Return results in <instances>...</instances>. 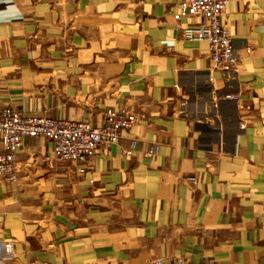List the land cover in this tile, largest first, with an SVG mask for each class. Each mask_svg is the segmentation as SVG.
<instances>
[{
    "label": "crops",
    "instance_id": "crops-1",
    "mask_svg": "<svg viewBox=\"0 0 264 264\" xmlns=\"http://www.w3.org/2000/svg\"><path fill=\"white\" fill-rule=\"evenodd\" d=\"M181 1L0 0V114L138 118L84 164L23 139L0 178V264H264V0L228 1L227 72L183 39Z\"/></svg>",
    "mask_w": 264,
    "mask_h": 264
},
{
    "label": "built area",
    "instance_id": "built-area-1",
    "mask_svg": "<svg viewBox=\"0 0 264 264\" xmlns=\"http://www.w3.org/2000/svg\"><path fill=\"white\" fill-rule=\"evenodd\" d=\"M229 0H182L174 19L195 17L197 24L182 30V37L188 41L205 42L209 47V57L213 69L223 72L236 70L238 57L234 52V40L224 24ZM250 52V49H248ZM231 98L230 96H227ZM131 110L108 108L104 112L103 123L98 126L86 121H69L51 118L47 115L22 114L14 108H6L0 114V178L16 181L17 154L23 139L45 137L53 144L54 155L63 161L86 163L100 146L109 148L119 142L121 133L137 122ZM136 142L132 141L125 154L133 155ZM159 147H151L150 154H158ZM44 161L49 158L45 157ZM86 168L79 169L84 174ZM193 183L196 177H191ZM93 183V181H91ZM7 252L13 250L12 243L5 245ZM81 264H95L84 262ZM152 264H188L183 257L175 259H154Z\"/></svg>",
    "mask_w": 264,
    "mask_h": 264
}]
</instances>
